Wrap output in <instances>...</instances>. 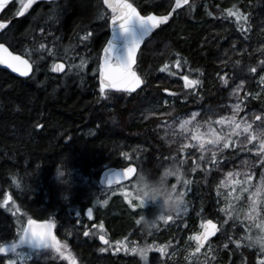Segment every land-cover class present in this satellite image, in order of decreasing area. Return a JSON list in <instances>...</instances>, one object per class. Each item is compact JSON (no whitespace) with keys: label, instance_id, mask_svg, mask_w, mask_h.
<instances>
[{"label":"trees","instance_id":"1","mask_svg":"<svg viewBox=\"0 0 264 264\" xmlns=\"http://www.w3.org/2000/svg\"><path fill=\"white\" fill-rule=\"evenodd\" d=\"M130 1L143 15H162L173 5V0ZM97 6L96 0H67L48 11L46 3H38L0 33V43L33 67L27 79L0 70V244L17 241L20 225L33 220L52 225L78 264H144L133 249L150 246L165 251L158 264H173L169 253L194 241L211 219L220 232L201 264H261L263 254L251 242L261 236L258 229L219 212L222 201L207 161L181 170L184 210L150 230L124 209L111 215L110 208L101 211L118 188H101L98 177L106 168L133 164L134 180L176 171L153 132L158 116L171 110L211 107L243 84V104L264 113V90L255 98L264 74V0H190L140 48L135 70L143 85L130 95L100 94L98 61L109 28L105 18L94 22ZM20 7V0L9 4L3 20ZM58 60L68 67L56 76L51 65ZM182 76L198 83L183 91ZM166 90L183 93L169 109L160 105ZM154 104L158 107L151 110ZM150 208L146 217L152 219L156 211ZM100 233L107 243L96 237ZM29 252L20 248L0 257V264H65Z\"/></svg>","mask_w":264,"mask_h":264},{"label":"rangeland","instance_id":"2","mask_svg":"<svg viewBox=\"0 0 264 264\" xmlns=\"http://www.w3.org/2000/svg\"><path fill=\"white\" fill-rule=\"evenodd\" d=\"M26 1L20 0V6ZM53 65L54 63L51 65L52 68ZM99 67L100 64L98 69ZM176 68L172 69V72L175 70L173 72L174 76L179 74ZM167 71L170 72L169 69H166ZM72 72L73 69L71 68L69 73L72 74ZM179 79L182 86L184 85L183 91H186L184 89L185 80L183 76L179 77ZM258 83H260L261 89L255 95V98H258L264 90V74L259 77ZM242 85L239 84L234 88L225 101L213 104L211 107L202 105L199 108H191L190 110L178 111L177 113L171 110L166 115L158 116L159 122L155 125L153 132L160 143L168 148L169 156L165 158L166 162L175 164L176 167V171L171 170L176 174L167 178L170 187L176 185V192H183L181 184L177 180V175H179V180H181V170L187 165L196 168L200 161H207L211 165L210 174L216 176V187L222 201L219 212L225 215L227 220L235 216L249 226H255L259 234L264 235V229L261 228V225H264V189L258 191L262 181H264V144H262L264 135H261V133H264V120L256 119L258 116L264 117V113L247 108L243 104L240 96ZM164 94L166 97L160 105L167 109L170 106L177 105L178 94L183 95V93H176L172 90H166ZM157 107L154 104L151 110ZM165 113L164 111L163 114ZM237 125H239L238 128ZM216 137L220 139L216 143H211ZM225 144L228 145L227 148L224 147ZM168 169H163L161 175ZM249 176H251L250 180L248 179ZM135 187L136 179L132 183L123 185L112 192L110 198L106 201L107 204H102L101 211L110 208L106 214L111 215L116 214V210L124 209L129 215L135 218L139 217V221H141L142 216H147V213L152 209L150 206L156 211V203L146 201L144 207L141 205V202L136 197ZM184 207L185 202L182 209ZM180 212L182 211L171 214L172 219ZM171 220H167L165 217L164 219H156L155 225L158 226ZM29 221L25 225H20V236L24 235L25 229H28L31 225L35 227L45 225L46 231L49 230L50 226L51 235L55 236L53 227L49 223L34 221L35 223L30 225ZM100 222L102 223L103 220H100ZM198 233L199 231H197L195 237H197ZM101 235L103 234H96V237L98 238ZM19 238L13 243L18 244ZM56 242L60 246V251L45 245L42 247L29 246L26 242L18 245L17 250L29 248V253L32 252V254L34 253L37 256L58 257L65 264H78L74 255L71 254L67 247L59 242L57 238ZM13 243L0 244V247L5 248V251L0 252V257L17 252V250L13 252L9 249V246ZM209 247L210 245H207V249H200L197 252L196 239L194 241H184L181 246L176 247L169 253L167 259L173 261V264H178L179 261L181 264H201V259H203L207 250L210 249ZM259 248L264 257V250L260 246ZM143 249H147L146 256L141 254V250ZM143 249L136 248L135 252L144 264H158L161 258L165 256V251L158 250L155 246Z\"/></svg>","mask_w":264,"mask_h":264},{"label":"snow or ice","instance_id":"3","mask_svg":"<svg viewBox=\"0 0 264 264\" xmlns=\"http://www.w3.org/2000/svg\"><path fill=\"white\" fill-rule=\"evenodd\" d=\"M105 3H109V0H105ZM188 0H176V8H179L181 4H187ZM113 10V16L111 18L112 24V39L108 41V47L104 49L105 56L103 57L102 63L100 64V94L104 95L107 89H125L131 91L132 89L138 87L142 81L137 76L136 72L133 71V65L136 63V51L140 46L143 38L148 35L151 29L157 27L160 23L167 21L168 16H156V15H148L142 16L138 12L137 8L133 7L131 3H128L127 0H118L117 5L109 4ZM119 9V14H116ZM170 15V14H169ZM230 16H235L237 20L242 19V14L239 12H233L229 10ZM137 26L136 30L133 31V26ZM4 25L0 24V28H3ZM117 34L121 36V34H128L127 39L119 45V49L117 50V45L115 40L117 38ZM41 48H44V44L40 45ZM0 50H3L6 55H0V64H6L8 67L13 68L15 71H21L18 65H23L25 71H22V75H27L28 70H31V66L28 61L23 59L20 56H13L12 53L8 52L4 45L0 44ZM109 53H115V55H109ZM63 68V65H57L53 69L54 71H60ZM255 71V69H252ZM185 87L190 85H195L198 83L196 80H189L187 76H184ZM257 120H264V117H256ZM187 123V121H185ZM183 127V125H181ZM239 125H237V128ZM247 131V129H245ZM264 135V133H261ZM255 138V137H253ZM220 138L216 137L211 143H216ZM264 144V141H262ZM225 148L228 147L227 144L224 145ZM126 173H131L133 170L131 168L125 170ZM171 174V173H170ZM251 179V176L248 177ZM177 180L179 181V175H177ZM111 183V181H109ZM188 181H185L187 184ZM173 189L176 190V185H172ZM260 189H264V181L258 191ZM184 197L185 193L181 192ZM106 203V201H104ZM184 209H180L179 211H183ZM178 211V212H179ZM161 219H164L162 217ZM167 220H171L172 217L168 216ZM35 223L34 221H29V224ZM261 228L264 229V225H261ZM216 232V224L213 223L211 219H208L206 222V231L202 236H197L195 239L197 240V248L196 251L199 252L200 246L203 245L204 241L208 239L209 236L214 235ZM88 235V233H85ZM51 243H50V240ZM103 241L105 238L103 236L100 237ZM251 239V238H250ZM25 242L32 243L35 242L37 245L44 244L45 246H51L55 248L57 251H60V246L56 242L55 236L51 235L50 226L47 231H36L33 230L31 233L27 229H25L24 235H21L19 238V243H13L9 246V249L15 252L18 248V245L23 244ZM107 243V241H105ZM261 249L264 250V246H261ZM105 249H101L104 251ZM5 251L4 247H0V252ZM136 251V249H133ZM141 254L146 256L147 249L141 250ZM264 264V261L261 262Z\"/></svg>","mask_w":264,"mask_h":264},{"label":"water","instance_id":"4","mask_svg":"<svg viewBox=\"0 0 264 264\" xmlns=\"http://www.w3.org/2000/svg\"><path fill=\"white\" fill-rule=\"evenodd\" d=\"M13 1H15V0H0V15L5 10V8H7L8 5L11 4ZM44 1L50 2V1H55V0H27L22 5V7L20 9V12L13 19H11V21H9L8 23H5V22H2L0 20V24L4 25L3 28H0V32H2L3 29L8 27L9 24L12 23V21L20 20L22 17L26 16L32 10V6L36 2H44ZM102 1H103V5H105V8L110 13L113 14L112 7H110L109 4H112V5L115 6V5L118 4V0H109V3H105V0H102ZM127 2L130 3L129 1H127ZM189 3H190V0H188L187 4H181V6L179 8H176V0H173V5H172L171 9L167 13L162 14V15H158V14H154V13L148 14V15H156V16H168V20L160 23L157 27L151 29V31L148 33V35L143 38L142 42L140 43V46L138 47V49L136 51V60H137V56H138V54L140 52V48L143 46L145 41L148 40L151 37V34L154 33L160 27H162V25L167 24L175 15L178 14V12L180 10L184 9L185 6L188 5ZM133 7H135V6L133 5ZM138 12H139V10H138ZM116 14H119V9H118ZM140 15H142V14L140 13ZM148 15H142V16H148ZM136 27L137 26H135V25L133 26V31L136 30ZM108 28H109V36L107 38L106 43L104 44V47L101 50V56L99 58V64L102 63L103 57L106 55L105 52H104V49L106 47H108V41L112 39L111 19H110ZM127 36H128V34H121V36H119V34H117V38L115 40V43L117 45V50H120L119 49V45H121L127 39ZM0 44H2V43H0ZM2 45H4V48H6L8 50V52L12 53L13 56H20L23 59L27 60L29 65L31 66V70H28V74L27 75H22L21 72L26 70V69H24L23 65H18V67H20L21 71H15V70H13V68L8 67V65H6V64H0V70L7 71L8 73L12 74L13 76H15V77H17L19 79H27V78H29L32 75V72H33V67L31 65L30 61L25 56H23V55L21 56V55H18L16 53L12 52L5 44H2ZM0 55H6V53H4L3 50H0ZM109 55H113L114 56L115 53H109ZM136 64H137V62L133 65V71H135V72H136V70H135ZM57 65H63V68L60 71H54L53 70V73L56 76L61 75L66 69V65H64L61 62H58L57 64H55L53 69ZM136 74H137V72H136ZM97 76H98V86H100V69H99V71L97 73ZM137 76L140 78L142 83L138 87L132 89L131 91L125 90V89H107L106 91L107 92H113V93L122 92V93H125V94H128V95L134 94L135 92L140 90L142 85H143L142 77H140L139 74H137ZM191 86L192 85H190L188 87H185V88L187 90H189V88ZM129 168H131L133 171L131 173H126L125 170L129 169ZM137 173H138V168H136V166L134 164L133 165H128V166H125V167H121V168H115V167L106 168V169H104V171L98 177L99 186L101 188L105 189V190H110V188L121 187L124 184H128V183L133 182L134 178L137 175ZM109 181H111V183H109ZM207 220L202 223L203 224L202 228L200 229V231H199L197 236H202L205 233ZM213 223L216 224V232H215L214 235L209 236L208 239L206 241H204L203 245L200 246V249H206L208 243L210 241L214 240L217 237L218 233L220 232L219 224H217L215 221H213ZM27 230L29 231V233H31V231H33V230L46 231V226L45 225H41L40 227H35V226L31 225V226H29V228ZM100 241H102V240L100 239ZM102 243H105V240H103ZM26 244H28L29 246L33 245V246H36V247L44 246V244L37 245L35 242H32V243L26 242Z\"/></svg>","mask_w":264,"mask_h":264},{"label":"clouds","instance_id":"5","mask_svg":"<svg viewBox=\"0 0 264 264\" xmlns=\"http://www.w3.org/2000/svg\"><path fill=\"white\" fill-rule=\"evenodd\" d=\"M175 174L176 173L173 171L166 170L162 173L160 178L156 180L149 179L143 174L137 178L135 193L141 205L144 207L146 201L156 203L155 218L150 219L146 216L141 217L145 230L153 228L156 219L171 216V214L178 212L182 208L184 204L182 194L177 193L176 190L167 183V178ZM251 242L260 247L264 246V235L253 238Z\"/></svg>","mask_w":264,"mask_h":264},{"label":"flooded vegetation","instance_id":"6","mask_svg":"<svg viewBox=\"0 0 264 264\" xmlns=\"http://www.w3.org/2000/svg\"><path fill=\"white\" fill-rule=\"evenodd\" d=\"M67 0H55V1H50V2H47V1H44V2H36L35 4H38V3H46L47 5H48V11L49 10H52L53 9V6H55V4H58V3H61V2H66ZM127 1H129L131 4H133L130 0H127ZM96 2H97V9H96V11H95V13H94V22L95 23H102L103 22V20H104V18H105V21L108 23V25H109V22H110V19L112 18V16H113V14L112 13H110L106 8H105V5H103V1L102 0H96ZM34 4V5H35ZM33 5V6H34ZM134 5V4H133ZM32 6V7H33ZM135 6V5H134ZM22 7V6H21ZM21 7H20V9H21ZM136 8H137V6H135ZM6 9V8H5ZM137 10H139L138 8H137ZM5 11V10H4ZM3 11V12H4ZM2 12V13H3ZM20 12V11H19ZM19 12H17L14 16H12V17H9V19L8 20H3V17H2V13H1V17H0V20L2 21V22H5V23H8L9 21H11V19H13ZM140 12V11H139ZM104 14V15H103ZM143 15V14H142ZM148 15V14H147ZM16 21V20H15ZM14 21H12V23H13ZM11 24V23H10ZM9 24V25H10ZM9 27V26H8ZM8 27H6L5 29H3L2 30V33L4 34V31H6L7 30V28ZM1 33V32H0ZM109 36V35H108ZM104 47V46H103ZM102 47V48H103ZM102 48H101V50H102ZM101 50H100V52H101ZM19 55V54H18ZM22 56V55H21ZM24 56V55H23ZM100 56H101V53H100ZM100 56H99V58H100ZM26 57V56H25ZM27 58V57H26ZM28 59V58H27ZM29 60V59H28ZM30 61V60H29ZM58 62H61V63H63L64 65H66L65 64V62L63 61V60H58L57 62H55L54 63V65L55 64H57ZM31 63V62H30ZM98 64H99V61H98ZM32 65V64H31ZM54 65H53V67H54ZM67 65H66V69H65V71L62 73V74H64L65 72H66V70H67ZM99 69H100V67H99ZM99 69H98V71H99ZM98 71H97V73H98ZM52 72H53V68H52ZM54 74V73H53ZM61 74V75H62ZM138 74V73H137ZM99 87V86H98Z\"/></svg>","mask_w":264,"mask_h":264}]
</instances>
